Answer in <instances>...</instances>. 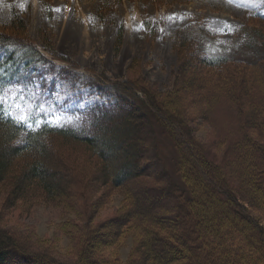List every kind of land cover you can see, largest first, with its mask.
I'll use <instances>...</instances> for the list:
<instances>
[{"label": "rangeland", "instance_id": "rangeland-1", "mask_svg": "<svg viewBox=\"0 0 264 264\" xmlns=\"http://www.w3.org/2000/svg\"><path fill=\"white\" fill-rule=\"evenodd\" d=\"M239 2L243 4L246 0ZM261 13H264V4L259 5L257 9H251L237 6L229 0H0L1 34L12 31V18L17 17L21 23L13 30L19 31V39L34 44L50 59L52 57L48 50L70 61L78 67L77 71L81 74L70 75L63 70L51 69L46 64L31 66L29 74L22 80L27 83L26 86L17 83L2 90L8 93L3 103H6V113L14 118L21 111H26L33 119L41 118V123L44 124L56 127L76 125L84 110L98 106L109 107L118 102L116 91H109L101 83L90 81V77L94 76L116 82L134 80L146 91L166 93L173 84L174 72L180 64L179 50L173 44V35L177 31L193 24L219 30L226 22L233 27V31L225 34L216 31V36L218 41L228 42L246 25L258 26L264 31V22L253 17L255 14L264 17ZM147 22L155 23V26L148 28L145 26ZM51 60L59 67L68 65L59 60ZM192 69L189 71L190 75L194 73ZM236 69L231 66L226 76H216L212 72L194 73L190 80H185L187 86L183 88V92L186 95L178 102V107L187 118L190 134L211 149V153L215 155V165H222L227 152L237 150L234 142L241 136L237 132H231L237 122L234 113L236 109L233 106L238 103L226 97L228 92L230 94L232 91V82H229L231 79L242 82L240 86L245 84L252 92V98H242L243 112H247V105L251 108L258 107L253 117L263 124H259L256 129H246L252 136L251 139L264 143V99L259 96L262 85L257 82L260 80V74H252L246 71L247 69L244 73L241 68ZM199 77L202 81L208 78L215 81L217 77L221 80L219 83H213L215 85L212 86L211 94L204 101L203 91L195 94V100L189 95L192 87L189 88L190 84L187 82L194 80L196 83ZM234 85L235 88L238 86L236 83ZM214 91L222 97H216ZM212 96L216 97L215 101L211 99ZM153 125L156 128L161 127L160 121L153 120ZM157 136L162 159L174 176L173 161L176 156L172 141L166 135L163 137L160 131ZM62 142L58 135L46 136L48 146H54V150L59 151L56 156H51L52 159L61 162L64 158L67 162L75 161L81 179L85 182L98 170V158L91 155L90 160V152L81 144L70 148L63 147ZM123 150L115 148V157H108L110 169H118L121 165ZM34 154L37 160L47 163L38 152ZM24 163L25 160H20L16 169L22 168ZM224 165L223 169L226 168ZM232 167L235 166L225 170L222 184L237 196L238 205L241 204L261 226V234L264 237L263 193L261 195L253 191L250 183L246 182L252 172L246 161L243 164L236 163V168H239L242 174L233 172ZM51 171L58 172L59 178L65 173L61 166H55ZM201 171L197 173L200 180L204 177ZM70 181L76 182L67 175L59 180V187L70 185ZM148 181L155 184L151 179ZM8 183L6 181L0 185L1 223L18 234L21 233L31 244L39 245V248L46 249L63 260L73 258L72 250L78 248L81 239L84 240L85 237L81 234L85 231L89 233V230L83 228L88 225L91 230H98L99 234L95 239L96 249L90 252L89 264H129L131 259L137 260L142 256L141 252L135 251L139 228L136 230L132 227L119 237L114 236L113 228L108 223V219L126 209L131 198L130 192L140 187V184L130 182L118 189L106 186L98 189L95 196L93 191L88 190L85 200L69 193L58 200H47L43 197L42 190L35 185L26 199L16 202L12 209H5L3 203L6 202L10 189ZM201 183L195 182V186L199 185V190L203 188V180ZM220 184L212 183L216 192L222 188ZM247 189L253 198L244 194L248 192ZM95 201L100 207L97 213L91 215L85 208ZM209 205V213L227 208L230 214L234 213L236 208L231 201L220 204L216 199H211ZM150 212L147 213L148 216L139 217L155 225L159 224L158 227L153 224L157 232L153 236L167 251L162 250L160 254L144 249L142 252L148 253L149 259L144 264H185V258L189 256L187 252L182 247L175 250L169 248L172 244L170 240H173V235L179 233L180 229L178 217L172 214L169 203H157ZM25 264L38 263L30 261Z\"/></svg>", "mask_w": 264, "mask_h": 264}, {"label": "trees", "instance_id": "trees-1", "mask_svg": "<svg viewBox=\"0 0 264 264\" xmlns=\"http://www.w3.org/2000/svg\"><path fill=\"white\" fill-rule=\"evenodd\" d=\"M253 17L264 22V17L259 14ZM12 21V31L0 33V91L17 83L26 86L27 83L22 80L29 74L30 67L36 65L46 64L51 69L63 70L70 75H81L77 71L78 67L70 61L48 50L51 59L68 64L66 67H59L34 44L19 39V31L13 29L21 22L17 17H13ZM151 25L154 27L155 23L145 24L148 28ZM173 44L179 50L180 64L174 72L173 84L166 93L146 91L134 80L116 82L101 80L98 76L90 77V81L101 83L109 91H116L118 102L109 107L98 106L84 110L76 125L56 127L41 123L39 127L28 129L7 115L6 103L0 105V185L8 181L10 187L3 205L5 209L14 208L16 202L28 197L35 185L42 190L43 197L47 200H58L68 193L85 200L88 190L93 191L95 196L96 191L103 187L118 189L135 182L140 187L130 192L131 198L126 209L108 219L114 236L120 237L132 227L136 230L139 228L135 251L141 252L142 256L137 260L131 259L129 264H144L149 261L148 253L142 252L144 249L160 254L162 250L167 251L153 236L157 233L155 224L139 217L148 216L147 213H151V209L160 202L169 203L172 214L178 217L179 233L173 235L169 248L175 250L182 247L189 255L185 258V264H264L261 226L241 204L238 205L237 196L222 184L226 169L234 165L232 171L242 174L236 168V163L243 164L246 161L252 170L251 177L246 182L250 183L253 191L261 195L263 193L264 196V143L251 139L252 136L246 129H256L263 123L253 117L258 107L251 108L247 105V112L242 109V98H252V92L245 84L240 86L242 82L236 81L237 79L229 81L232 82V91L229 94L226 89V97L238 102L233 106L236 109L234 113L237 122L231 132H237L241 136L234 142L237 150L227 152L222 165H215V155L211 153V149L190 134L187 118L178 107V102L186 95L183 92V88L187 86L185 80H190L194 73L212 72L216 76H226L231 66L235 69L241 68L244 73L246 69L252 74L259 73L260 80L257 82L262 85L259 96L264 99V31L261 27L246 25L230 41L220 42L216 34L206 26L193 24L177 31L173 35ZM193 67L195 68L192 69ZM191 69L194 73L190 75ZM200 80L199 77L196 83L194 80L187 82L190 84L188 87H192L188 94L195 100V94L203 91L204 101L211 94L212 86L215 85L213 83L221 80L219 77L215 81L209 78ZM235 83L238 85L236 88ZM214 92L216 97H222L217 91ZM212 97L215 101L216 97ZM153 120L160 121L161 127L156 128ZM159 131L163 137L166 135L172 141L176 156L173 161L174 176L162 159L157 136ZM49 134L62 138L63 147L83 145L90 152V160L91 155L98 158V170L84 182L75 161L67 162L65 158L62 162L54 161L51 156H56L59 151L56 152L54 146L49 147L46 143V136ZM115 148L124 149V153L121 165L112 170L108 166V157H115ZM35 152L47 163L37 160ZM20 160H25L24 166L16 169ZM223 165L226 168L223 169ZM55 166H61L65 171L62 178H59L58 172L51 171ZM200 170L205 177L202 179L201 190L198 189L199 185L195 186V182L202 184L197 174ZM67 175L76 182L70 181L72 185L67 184L60 188L59 180ZM218 182L222 188H219L217 194L212 183ZM244 194L253 198L249 191ZM211 199L218 200L220 204L231 201L236 207V214L230 211V215L227 208L228 211L220 208L209 213ZM149 200H152L151 203H148ZM99 207V203L95 201L90 202L85 209L92 215L98 212ZM157 225L155 226L158 227ZM83 228L89 230L91 236L84 230L81 236L86 239H81L78 248L72 250L73 258L63 260L46 249L39 248V245L31 244L21 233L4 226L0 220V264H25L30 261L38 264H89L90 252L96 249L95 239L99 234L98 230H91L88 225Z\"/></svg>", "mask_w": 264, "mask_h": 264}, {"label": "snow or ice", "instance_id": "snow-or-ice-1", "mask_svg": "<svg viewBox=\"0 0 264 264\" xmlns=\"http://www.w3.org/2000/svg\"><path fill=\"white\" fill-rule=\"evenodd\" d=\"M229 2L236 4L237 6L249 7L251 9H257L259 5L264 4V0H246V2L243 4H241L239 0H229ZM21 7L23 8L24 5H21ZM57 11H59V9H57ZM261 14L264 15V13ZM137 30H141V29H137ZM211 31L213 32V34H216V31H219L220 34H225L226 32L233 31V27L227 24L226 22H224V27L222 29L211 30ZM7 94L8 93L5 91H0V105L4 103L5 96ZM14 119L16 123L23 124L28 129H34L36 127H39L41 124V118L33 119L31 116L27 115L26 111H21L14 117Z\"/></svg>", "mask_w": 264, "mask_h": 264}]
</instances>
